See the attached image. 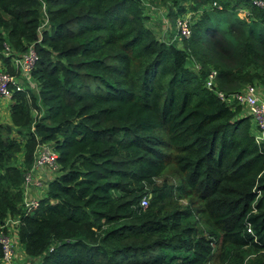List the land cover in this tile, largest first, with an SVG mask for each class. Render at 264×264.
<instances>
[{
	"label": "trees",
	"instance_id": "trees-1",
	"mask_svg": "<svg viewBox=\"0 0 264 264\" xmlns=\"http://www.w3.org/2000/svg\"><path fill=\"white\" fill-rule=\"evenodd\" d=\"M157 3L174 25L193 12L188 38L166 41L147 25ZM237 10L258 28L234 18L223 29L208 16ZM30 44L36 86L15 92L0 122V224L20 216L17 238L34 264H212L216 253L218 264H264V139L241 104L214 92L264 89L254 0H0L9 72ZM38 141L59 171L26 215ZM167 173L173 182L161 181Z\"/></svg>",
	"mask_w": 264,
	"mask_h": 264
},
{
	"label": "built area",
	"instance_id": "built-area-1",
	"mask_svg": "<svg viewBox=\"0 0 264 264\" xmlns=\"http://www.w3.org/2000/svg\"><path fill=\"white\" fill-rule=\"evenodd\" d=\"M254 4L264 10V0H254ZM41 13L42 21L38 28L39 34L47 27V13L44 4L41 7ZM192 15L193 12H188L175 19V33L170 39L171 41H179L190 36ZM5 51V55H8L10 52L8 46H5ZM37 58L35 45L30 44L26 51L16 53L11 57V66L14 72H9L0 61V97L10 100L15 92L24 91L28 86H36V83L33 81L32 71ZM195 68H199V66L195 65ZM216 75L217 72L214 69L208 72L205 79V86L208 89H214L216 87ZM214 92L224 102L230 103L231 105L235 103L246 106L248 115L251 116L255 126V140L257 143L262 142L264 139V100L259 97L258 89L255 86L248 85L242 91L231 94H226L217 88L214 89ZM33 113L37 115L36 110ZM57 159L58 154L51 144L37 142L34 150L33 165L24 176V199L22 205L26 215L33 214L39 206V199H35L32 196V189L42 187V179L47 176V170L52 173L55 172L54 175H57L59 171ZM52 178H47V181ZM140 204L142 207L147 206L148 197L146 195L141 198ZM20 223V216L17 215L7 217L0 224V245L2 247L1 264H19V254L16 251L18 245H20L17 238ZM246 230L248 233L253 234L251 225H247ZM27 264H30V262L28 261Z\"/></svg>",
	"mask_w": 264,
	"mask_h": 264
},
{
	"label": "rangeland",
	"instance_id": "rangeland-1",
	"mask_svg": "<svg viewBox=\"0 0 264 264\" xmlns=\"http://www.w3.org/2000/svg\"><path fill=\"white\" fill-rule=\"evenodd\" d=\"M148 5V4H146ZM161 3H157L156 4V7L154 6V9L152 8H148L147 9V13L149 15H152V17H154L156 20H154L153 22H151L150 24L152 26H157L159 28L162 27V20H161V15H158V11L157 9H162L163 11H166L167 10V6L163 7V6H160ZM156 11L158 13H156ZM162 11V12H163ZM164 14L166 12H163ZM157 15L160 17V18H157ZM208 16L211 20V23H213L214 25H216L217 27H220V28H227L228 26V23L233 20L234 18H238V19H241V20H244L246 21V24L247 26H252L254 27L255 29L258 28L257 24L252 22L250 18L247 17V13L245 11H234V12H230V11H222V12H217V11H209L208 12ZM175 19V18H174ZM172 19L171 18H166V21H164V30H162L163 35H161V33H159L160 37H162L163 39H165L166 41H169L170 40V34H173L175 32V25L172 23ZM166 30V32H165ZM166 33V34H165ZM258 89V92H259V97H261L263 100H264V89L263 88H257ZM10 103V100L8 99H5V98H2L0 97V122L1 123H9V110H8V105ZM241 106V114L242 115H248V112H247V109H246V106L245 105H240ZM253 123V122H252ZM254 125V123H253ZM13 135H14V132H13ZM55 173V172H54ZM54 173L50 172L49 170H47V176H45L43 179H42V187L41 188H33V191H32V196L35 198V199H40L42 197L45 196L46 194V186H47V178H50V177H54ZM161 181H164V180H169L170 182H173V178L172 176L169 175V173L165 174L163 177L160 178ZM188 202L187 200L183 199V200H180L177 204V207L179 208H185L187 206ZM218 245H215L214 246V249L216 252H218ZM19 250L22 251V245L19 246ZM217 253H216V256L214 257V259L211 261L212 264H218V258H217ZM253 255H250L248 258H251ZM37 261V260H36ZM35 261V263H36Z\"/></svg>",
	"mask_w": 264,
	"mask_h": 264
},
{
	"label": "crops",
	"instance_id": "crops-1",
	"mask_svg": "<svg viewBox=\"0 0 264 264\" xmlns=\"http://www.w3.org/2000/svg\"><path fill=\"white\" fill-rule=\"evenodd\" d=\"M152 9H154V7H151ZM159 13H158V12ZM157 11H156V13H158V15H161L162 17H161V20H162V27L161 28H159V27H157L156 26V30H157V34H158V36H159V33H161L162 34V30H164V21H166V18H167V16H166V13L164 14L163 12H166V11H163L162 9H157ZM163 11V12H162ZM157 15V18H160L159 16ZM155 17V16H154ZM154 17H152V15H150L149 16V19L147 20V25L149 26V27H151L152 25L150 24L151 22H153L154 20H156ZM152 27H155V26H152ZM32 191H33V189H32ZM19 246L20 245H18V247H17V251L16 252H18V257H19V264H27V262L29 261L30 262V264H34L35 263V261L34 260H36V259H33V258H31V257H29V256H27L26 254H25V251H24V249H23V246H22V251H20L19 250Z\"/></svg>",
	"mask_w": 264,
	"mask_h": 264
}]
</instances>
